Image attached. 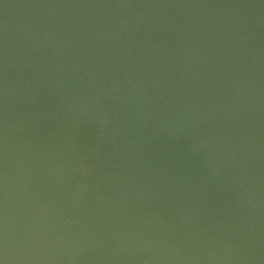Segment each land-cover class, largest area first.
I'll use <instances>...</instances> for the list:
<instances>
[{
    "label": "water",
    "instance_id": "95a60500",
    "mask_svg": "<svg viewBox=\"0 0 264 264\" xmlns=\"http://www.w3.org/2000/svg\"><path fill=\"white\" fill-rule=\"evenodd\" d=\"M0 264H264V0H0Z\"/></svg>",
    "mask_w": 264,
    "mask_h": 264
}]
</instances>
